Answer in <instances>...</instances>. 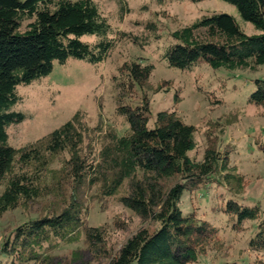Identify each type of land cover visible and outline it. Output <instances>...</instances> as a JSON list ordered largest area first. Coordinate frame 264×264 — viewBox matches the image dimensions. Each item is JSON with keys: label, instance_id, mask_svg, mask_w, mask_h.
<instances>
[{"label": "trees", "instance_id": "16d2710c", "mask_svg": "<svg viewBox=\"0 0 264 264\" xmlns=\"http://www.w3.org/2000/svg\"><path fill=\"white\" fill-rule=\"evenodd\" d=\"M222 1L235 6L257 32L246 34L228 13L202 14L170 33L173 42L162 54L169 67L185 70L204 62L212 69L254 71L264 64V0ZM148 27L155 31L154 23ZM112 31L93 0H0V217L51 200L46 213L38 212L4 238L0 253L10 263L52 264L50 256L39 251L44 244L73 241L83 234L92 264H198L216 241L218 229L194 212L183 214L178 203L184 190L208 183L241 186L227 152L208 146L200 160L189 155L196 147L195 128L175 111H158L148 126L146 96L139 104L117 106L128 129L120 135L113 130L103 133L97 150L93 137L85 135L100 133L99 124L91 129L78 111L29 145L9 144L7 127L24 119L12 110L20 100L17 86L48 75L55 62L63 64L68 58L103 61L115 44ZM84 35L97 40L83 41ZM118 35L129 37L122 31ZM129 39L140 45L138 38ZM117 71L113 82L121 100L135 89L149 88L153 65L132 59ZM254 86L247 103L264 107V78H255ZM63 153L67 157L52 168L53 158ZM230 187L222 211L234 220L236 231L244 221L255 220L249 248L263 252L264 215L259 205L239 203ZM91 189L100 200L117 196L141 222L156 227L152 232L139 227L115 249L105 225L86 223L85 196Z\"/></svg>", "mask_w": 264, "mask_h": 264}, {"label": "rangeland", "instance_id": "374dc122", "mask_svg": "<svg viewBox=\"0 0 264 264\" xmlns=\"http://www.w3.org/2000/svg\"><path fill=\"white\" fill-rule=\"evenodd\" d=\"M113 28L110 37L115 44L107 57L99 63L68 58L63 64L55 62L52 71L29 85H19L20 100L12 107L24 119L7 127L8 142L15 148L31 144L69 120L76 111L92 128L99 124L100 133L88 132L96 150L102 135L108 130L122 134L128 129L125 118L116 112L122 104L136 105L146 96L149 102L148 126L161 110L175 111L181 119L195 128V149L189 153L200 160L208 146L227 152L230 165L236 168L241 186L234 188L217 183L185 189L179 208L183 214L194 212L218 229L216 241L200 256L198 264H251L264 261V251L249 248L255 231V220H246L242 229L233 228L234 220L222 211L231 188L235 199L245 205L258 204L264 215V107L247 103L254 90V79L264 78V64L256 70L224 68L212 69L200 62L190 69L169 67L162 54L171 42L170 33L198 19L206 13L232 15L246 34L257 31L251 23L241 19L235 6L222 0H93ZM155 24V31L148 24ZM129 37L120 39L118 32ZM138 38L140 45L129 38ZM83 41L95 42L97 37L84 35ZM132 59L152 64L148 89H135L130 96L119 99L113 76L120 65ZM224 121H228L225 123ZM84 136V137H85ZM66 153L53 158L51 167L61 165ZM3 186L0 185V193ZM50 198L30 209L16 208L0 217V248L4 238L20 223L48 211ZM46 204V205H45ZM86 223L105 225L108 240L118 249L134 230L143 226L147 232L156 227L153 222H141L124 207L117 196L100 200L89 190L85 196ZM45 206V207H44ZM55 264H92L86 250L84 235L65 242L52 240L39 249ZM49 258V259H50ZM1 264H13L0 253ZM15 264V263H14ZM37 264V263H36Z\"/></svg>", "mask_w": 264, "mask_h": 264}]
</instances>
